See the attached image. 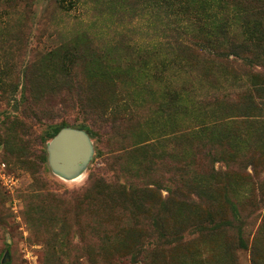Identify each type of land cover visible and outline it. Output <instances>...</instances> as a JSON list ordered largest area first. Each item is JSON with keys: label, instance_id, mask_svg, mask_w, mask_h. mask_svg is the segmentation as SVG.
I'll return each instance as SVG.
<instances>
[{"label": "rangeland", "instance_id": "1", "mask_svg": "<svg viewBox=\"0 0 264 264\" xmlns=\"http://www.w3.org/2000/svg\"><path fill=\"white\" fill-rule=\"evenodd\" d=\"M190 2L0 0V264H264V52L232 53ZM207 2L238 39L264 10ZM96 113L84 170L55 174L45 141ZM178 182L190 204L157 210L193 217L183 243L145 240L148 207ZM207 211L234 228L190 226Z\"/></svg>", "mask_w": 264, "mask_h": 264}, {"label": "trees", "instance_id": "2", "mask_svg": "<svg viewBox=\"0 0 264 264\" xmlns=\"http://www.w3.org/2000/svg\"><path fill=\"white\" fill-rule=\"evenodd\" d=\"M195 1V2H192ZM220 1V0H218ZM187 7L190 8V10L193 12L195 17L201 18V15H204L203 12H205L206 10L208 11V15H207V19L209 20L208 23H211V28L212 29H220L221 31H224V35H223V39L228 40L227 43L230 44V48H231V52L232 53H262L264 52V30H263V26L260 23V21L264 18V10H260L257 9L256 10H252V13H249V17L244 18V20L242 19L240 24H241V38H235V37H231V34H229V32L227 31L228 29L226 28L227 25V20L224 16H220L219 18H215L216 16H213L215 13H211L210 9L211 6L210 4H208L207 0H191L190 3H188L186 5ZM205 16V15H204ZM235 19V18H234ZM205 20V19H204ZM237 20V19H236ZM206 33L208 34L206 37V42H209L210 39L214 38L212 36V30L208 29L206 30ZM216 37V36H215ZM83 38V37H81ZM219 41H222V39H220ZM218 41V42H219ZM48 53V52H47ZM49 53H54V55H58L60 53H64V47H60L57 49H54L53 51L49 52ZM52 56V55H51ZM61 56V55H59ZM53 71H55V77L56 75L60 74L61 72H64L60 69V67L58 65H52L50 67ZM254 89H258V91L263 92L264 93V79L263 81L258 85V87H254ZM75 92H77V89L75 90ZM64 102V101H63ZM249 104L254 103V101H252L251 99L248 101ZM257 104L258 105H262L264 106V94L263 95H259L258 99H257ZM90 107H81L80 105V110L82 109H89ZM95 116V115H94ZM93 118V117H92ZM91 118V119H92ZM103 114H97L94 117V119H92V121H90V129L87 128V126H79L80 129L84 130L87 132V134L92 137V138H96V134H95V129L97 130H103L104 129V123H103ZM59 131V130H58ZM58 131L56 132V134L58 133ZM54 134L50 139L52 140L54 138V136L56 135ZM50 140V141H51ZM46 141H45V145L43 148V152H42V160L44 163H47V148H46ZM214 173V171H213ZM176 189L171 190L168 192V196L164 197L162 199H160L158 197L157 201L152 202V205H150V207H148V210L146 211V213L148 214V234L147 236H145V240L149 241L150 239H152V237L158 233L157 237H160L166 241L168 240H172V242H166L163 243V246H172L173 243L176 245L178 243H183V239L181 238H177L178 236L180 237V234L182 232V228L184 226V224H186L187 222H189L190 220L193 219L192 216H189L187 219L185 220H180L181 218V206L179 209H177V217L176 218H171L168 214L167 211L163 210L162 211H158L157 208L158 207H162V206H167V204L169 203H174L176 200V198L178 197V195H181L183 200L188 199L190 197L189 195V191H187L186 186L183 185L182 183H176ZM183 192V194L181 192ZM181 203H185V204H190L189 201H181ZM180 203V204H181ZM117 213V212H116ZM205 215V219L200 222L198 225L196 224H192L190 225L191 227H197L198 229L203 230L204 227L199 226V225H205V223H208L206 225L209 226L208 229H211V231H213V228H224V229H231L234 228L233 227V223L231 220H229L230 218H226V219H220L219 222L217 221V219L210 213V211H207L204 213ZM130 217H134L133 215H129ZM110 217V216H109ZM232 217H234L232 215ZM134 221V219H133ZM134 224V222H133ZM132 224V227H133ZM170 225V226H169ZM212 227V228H211ZM238 238L241 237L240 234V229H238ZM130 235H135L136 233H134V231L130 230ZM172 244V245H171ZM240 246L243 245L242 242V237L240 238ZM164 246V247H165ZM156 247H159V245H157ZM230 249V247H229ZM182 264H188L187 261L183 260ZM253 264H260L259 262H254Z\"/></svg>", "mask_w": 264, "mask_h": 264}, {"label": "water", "instance_id": "3", "mask_svg": "<svg viewBox=\"0 0 264 264\" xmlns=\"http://www.w3.org/2000/svg\"><path fill=\"white\" fill-rule=\"evenodd\" d=\"M47 153L51 170L69 178L84 170L92 155V145L84 130L64 128L49 142Z\"/></svg>", "mask_w": 264, "mask_h": 264}, {"label": "bare ground", "instance_id": "4", "mask_svg": "<svg viewBox=\"0 0 264 264\" xmlns=\"http://www.w3.org/2000/svg\"><path fill=\"white\" fill-rule=\"evenodd\" d=\"M56 173V172H55ZM57 174H59V173H57ZM59 175H61V174H59ZM78 174H76V175H74V176H72V177H70V178H74V177H76ZM62 176V175H61ZM64 177V176H63Z\"/></svg>", "mask_w": 264, "mask_h": 264}]
</instances>
